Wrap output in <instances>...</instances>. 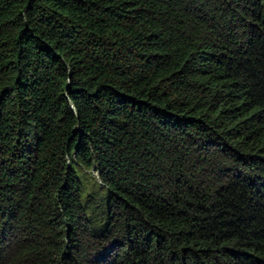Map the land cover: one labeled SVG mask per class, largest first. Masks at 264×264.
Instances as JSON below:
<instances>
[{
  "label": "trees",
  "instance_id": "16d2710c",
  "mask_svg": "<svg viewBox=\"0 0 264 264\" xmlns=\"http://www.w3.org/2000/svg\"><path fill=\"white\" fill-rule=\"evenodd\" d=\"M0 264H264V0H0Z\"/></svg>",
  "mask_w": 264,
  "mask_h": 264
}]
</instances>
